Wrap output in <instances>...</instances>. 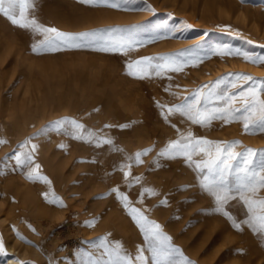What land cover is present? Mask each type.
Returning a JSON list of instances; mask_svg holds the SVG:
<instances>
[{"label":"rangeland","instance_id":"1","mask_svg":"<svg viewBox=\"0 0 264 264\" xmlns=\"http://www.w3.org/2000/svg\"><path fill=\"white\" fill-rule=\"evenodd\" d=\"M128 3L131 10L91 6L79 0H35L28 13L29 18L34 16L40 24L62 32L120 29L113 35L143 41L127 54L78 49L36 55L31 45L42 37L13 26L0 15V141H4L0 143V241L6 251L0 261L13 256L12 264H30V260L32 264H49L50 258L56 264H79L80 250H93L98 238L108 236L131 256L143 245L139 248L144 251L142 264H151V253L130 209L126 210L115 194H109L117 187L128 195L131 207L159 223L171 243L194 264H204L195 255H206L209 264H264V239L243 223L237 230L229 220L213 214L211 199L201 193L195 173L182 158L157 159V153L178 138L172 125L213 141L238 140L237 151L264 149V133L245 134L242 122L213 121L210 127H200L181 124L178 115L167 121L161 116V111L166 113L167 107L193 90L227 74L243 73L264 80V64L230 55H208L209 49L227 48L264 56V0ZM181 51L200 59L163 77L138 79L126 74L131 60ZM60 118L76 119L92 131L102 130L113 145L97 148L64 132L34 135ZM122 124L128 127L121 129ZM26 141L27 147L20 149ZM32 144L37 146L33 164L16 168L12 157L17 151L30 152ZM146 149L151 151L135 165L130 158ZM35 164L40 165L36 172L50 184L26 178ZM121 166L130 173L129 180L141 178L131 188L126 186ZM143 188L153 189L156 195L145 194L140 202ZM44 193H48L47 200ZM53 195L63 206L48 202ZM258 195L264 197V189ZM165 199L167 204L161 206ZM232 203L237 222L247 219L243 205ZM159 211L163 215H155ZM86 221H93L92 226H85ZM166 221H173L172 226ZM201 229L207 233L200 236L205 239L199 248L202 239L195 235ZM6 230L20 244L38 250V255L21 258L10 252ZM183 239L189 246L193 244L194 252L181 244Z\"/></svg>","mask_w":264,"mask_h":264},{"label":"snow or ice","instance_id":"2","mask_svg":"<svg viewBox=\"0 0 264 264\" xmlns=\"http://www.w3.org/2000/svg\"><path fill=\"white\" fill-rule=\"evenodd\" d=\"M82 4L91 6L110 7L115 10H131L128 0H79ZM35 0H0V15L7 18L13 26L29 31L33 36H41L42 39L31 45L32 53L41 55L59 51L93 49L104 53L127 54L134 48L141 46L143 41H135L125 38L119 33L120 29H112L106 33L96 30L79 33L62 32L52 27H46L32 16L29 18V10L34 8ZM152 11L151 8L146 9ZM185 27H190L185 25ZM174 34V33H173ZM230 55L242 57L252 64H264V56L251 55L239 49L227 48L209 49L208 55ZM200 58H192L191 53L181 51L177 54H166L161 57H141L131 60L126 65V74L145 79L151 77H163L169 72H180L186 65L194 64ZM161 109L165 105H158ZM178 115L180 123H190L200 127H210L213 121H222L224 124L242 122L245 134L256 135L264 133V80L250 75L237 73L227 74V77L210 81L193 90L179 103L167 107V112L161 111V116L167 121L169 116ZM104 125V128H110ZM121 129L127 128V124L119 125ZM178 138L170 140L164 148L157 153V159L175 160L182 158L195 173V180L202 194H206L212 203V213L221 215L229 220L232 227L240 230L241 223L250 228L253 233L259 234L264 239V197L258 195L264 189V149L241 148L240 141H213L196 136L191 130L182 132L176 125ZM64 132L71 138L93 144L99 148L102 145H113L110 137L102 135V130L92 131L76 119L60 118L45 125L36 136L46 135L48 132ZM4 143V141H0ZM27 141L22 143L20 149L27 147ZM36 145H31V151H17L12 157L16 168L31 166L33 164L32 153ZM63 147V145H61ZM120 151L119 149H114ZM151 149L137 152L134 158L135 165H140L142 156L147 155ZM258 157V158H257ZM95 161H93L94 163ZM157 163V161H153ZM132 164L127 165L131 167ZM121 166V171H123ZM40 165L27 174L31 181L51 182L46 176L36 172ZM126 186L131 188L139 182L140 177L128 179L130 173L123 171ZM109 194H115V198L128 210L132 219L136 222L143 235V242L148 252L151 253V264H194L187 258L182 250L171 243V237L166 235L161 225L148 219L138 209L131 207L127 194L119 188L113 187ZM145 194L151 196L156 192L151 188H143L139 193L140 202ZM45 199L48 193H44ZM49 203L59 204V198L53 195ZM242 204L246 209L247 219L237 222L232 208L233 203ZM167 200H162L160 205H166ZM59 206H63L59 204ZM93 221H86L85 226L91 227ZM23 239V237H19ZM98 244H93V250H80L77 255L79 264H141L144 260V251L137 249L131 256L123 248L120 242H113L108 236L100 237ZM0 255H6L5 247L0 241ZM49 264H56L51 258Z\"/></svg>","mask_w":264,"mask_h":264},{"label":"bare ground","instance_id":"3","mask_svg":"<svg viewBox=\"0 0 264 264\" xmlns=\"http://www.w3.org/2000/svg\"><path fill=\"white\" fill-rule=\"evenodd\" d=\"M144 201V200H143ZM144 203V202H143ZM143 203H142V205H143ZM145 204V203H144ZM148 205V204H147ZM143 206H146V204L145 205H143ZM150 207V206H149ZM151 208V207H150ZM152 209V208H151ZM167 209H170V208H167ZM167 209H166V211H167ZM155 210V209H154ZM170 211V210H169ZM119 212V211H118ZM151 212V211H150ZM154 212V211H153ZM163 212V211H162ZM162 212H161V214H162ZM165 212V211H164ZM168 212V211H167ZM160 214V211H159V213L158 214H156L155 213V215H157V216H160L159 215ZM44 215V214H43ZM154 215V216H155ZM163 215V214H162ZM173 216V215H172ZM35 217V216H34ZM33 217V218H34ZM118 217V216H117ZM39 218V217H38ZM157 218V217H156ZM15 219V218H14ZM40 219V218H39ZM8 220H9V218H8ZM173 220H174V218H173ZM40 222V221H39ZM121 222V226H123V221H120ZM162 222V221H161ZM167 222V221H166ZM170 221H168L167 223H169ZM136 223V222H135ZM172 224H173V221H172V223L170 222V227L172 226ZM38 225V224H37ZM39 226V225H38ZM204 226V225H203ZM13 227V226H12ZM81 229H83L82 227H81ZM205 229V228H204ZM10 230V229H9ZM195 230V229H194ZM86 231V230H85ZM192 231V230H191ZM190 231V232H191ZM205 231H207V230H205ZM203 229H201L199 232H198V234H196L195 236H197V237H200V236H204L207 232H205ZM177 232V231H176ZM204 232H205V234H204ZM192 233H193V231H192ZM192 233H190L191 235H192ZM6 234H7V237H8V242H7V249L10 251V252H16L17 254H19V256L21 257V258H25L26 256H35V255H38V253H37V251L36 250H33V249H30V248H28L27 246H25V245H23V244H20L18 241H17V238H15V235L14 234H11L9 231L7 232V230H6ZM142 234V233H141ZM113 237H114V233L113 234H111ZM186 235H188V234H186ZM111 236V238H113ZM143 236V235H142ZM176 236H177V234H176ZM189 237V236H188ZM142 238V237H141ZM201 238V237H200ZM195 239V238H194ZM193 239V240H194ZM202 239V241L200 242V246H199V248L202 246V244L204 243V239L205 238H201ZM195 241V240H194ZM187 241L186 240H181V244L183 245V246H185V248L188 250V251H190V249L191 250H193V248H190V246L191 245H193V244H191L192 243V240H191V245L189 246V243L187 244L186 243ZM197 242V241H196ZM126 243V242H125ZM197 243H199V241L197 242ZM134 245L136 244L135 242L133 243ZM144 244V243H143ZM196 244V243H195ZM137 245H139V244H137ZM136 246V245H135ZM141 247H143V245H141ZM141 247H139V248H141ZM137 248H138V246H137ZM138 248V249H139ZM144 249V248H143ZM137 250V249H136ZM145 250V249H144ZM199 250V249H198ZM197 250V251H198ZM217 251H218V249H217ZM193 252H194V250H193ZM149 253V252H148ZM217 252L215 251V254H216ZM41 256H42V254H41ZM134 256V255H133ZM204 256H206V255H203V258H202V256H200V255H195V257L196 258H198V260L199 261H201V262H203L204 264H209L210 263V261H207L205 258H204ZM212 256V255H211ZM13 257V256H12ZM11 256H7V259H5L4 261H0V264H12V263H14V258H12ZM148 258V257H147ZM219 258H220V256H219ZM213 259L216 261V260H218V257H216V256H214L213 255ZM148 261V260H147ZM30 262V264H32V261L30 260L29 261ZM16 263V262H15ZM61 263V262H60ZM217 263V262H216ZM215 263V264H216ZM75 264V263H74ZM141 264H142V262H141ZM146 264V263H145ZM219 264V263H218Z\"/></svg>","mask_w":264,"mask_h":264}]
</instances>
